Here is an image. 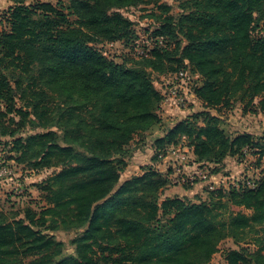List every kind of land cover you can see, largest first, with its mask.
Segmentation results:
<instances>
[{
	"label": "trees",
	"instance_id": "obj_1",
	"mask_svg": "<svg viewBox=\"0 0 264 264\" xmlns=\"http://www.w3.org/2000/svg\"><path fill=\"white\" fill-rule=\"evenodd\" d=\"M10 1V29L0 31V144L11 145L17 163L57 170L46 179L48 206L26 207L22 217L0 209V264H208L226 238L254 245L229 249L228 264H264V173L255 188H217L199 202L162 198L170 170L151 164L120 182L124 147L161 121L148 67L173 70L172 62L189 60L203 78L197 97L217 111L231 99L248 106L264 95V0H182L178 16L153 32L174 40L173 48L155 47L134 66L93 42L136 38L119 8L159 0ZM45 89L54 92L53 107ZM257 104L250 107L264 112V96ZM219 121L209 110L179 120L154 140L152 160L184 137L199 165H216L211 172L246 150L259 162L264 134L229 135ZM26 123L45 130L19 135ZM49 220L80 231L74 255L62 256Z\"/></svg>",
	"mask_w": 264,
	"mask_h": 264
},
{
	"label": "rangeland",
	"instance_id": "obj_2",
	"mask_svg": "<svg viewBox=\"0 0 264 264\" xmlns=\"http://www.w3.org/2000/svg\"><path fill=\"white\" fill-rule=\"evenodd\" d=\"M48 1L53 4L57 0H40ZM66 2L67 0H62ZM182 0H159L158 3H140L139 5H130L122 6L119 10L123 13L124 16L129 18L132 21V28L134 30V35L136 38L129 39H118V40H99L93 42L94 47H96L102 54L107 58L113 59L116 62H125L128 66L137 65L138 61H141L143 58H151L152 50L155 47L166 46L167 48H173L175 41L170 37H161L154 36V30L159 27L161 21L164 20V17L172 16L177 17L181 9L179 8V3ZM12 4V3H11ZM8 8L0 9L3 14H5V21L3 22L2 29L0 31H8L10 29V20L8 16ZM163 19V20H162ZM133 40V41H132ZM161 40V42L159 41ZM176 40L179 42L182 47L187 43L186 39L182 36L181 33L178 34ZM135 48L145 51L148 53V56L137 57L135 54ZM179 54H175V58H178ZM175 69L173 70H152L148 67L150 72V78L156 90L165 96L168 100L161 99L160 107L158 109V114L161 117L163 104L171 103H181L179 109L183 108H193L194 112L201 110H209L212 114H216L219 118V125L226 134L233 135L235 132H250L253 133L256 137L264 134V112L252 109L250 106L258 105L257 102L264 96L260 95L256 97L253 101V104L246 105L245 100H240L238 98L230 101L229 106L221 107V110L217 111L214 108H206L201 100L197 101V95L195 89L203 81L202 76L198 73L197 69L189 60H184L182 63L178 64L177 62L171 63ZM183 70L186 73L185 78H180L176 74ZM176 82H186L187 88H189L193 94L191 98H184L186 96V91L184 87L179 89H174V92L171 91V87ZM26 84V82H22ZM186 90V89H185ZM181 97L182 100H177V97H174V101H171V97L174 96ZM54 92L49 89H45V101L48 102L50 107L52 103L56 102L54 98ZM168 95H171L168 97ZM24 100H27L25 98ZM17 106L21 103L16 102ZM47 105V106H48ZM243 106L247 110L243 109ZM251 108V110H250ZM255 110V111H253ZM182 114V113H180ZM182 117L183 115H179ZM176 116L174 119L180 118ZM185 117V116H184ZM201 117V116H200ZM172 119H169V116H165L161 120L162 124H155L150 129L145 132H140L134 134L133 138L129 143L124 147L126 163L125 166L128 172H125L124 168L121 171V178L125 179L132 176L134 172L141 173L144 166L153 165L157 170H162L166 172L170 168L171 170V184L169 188L171 189L169 193L170 196L179 195L185 197L191 201L199 200H208L210 198V191L222 188L223 190L229 189L232 185H237L239 182H243L247 179H255L257 184L258 180L264 173V156L258 162L257 154L252 153V150H246L245 154L242 156H228L224 160L223 164H218L217 167L221 168L219 172L224 174L225 181L220 182V174L218 172H211L212 168H215L214 164H205L204 166L199 165L202 170L208 172V180L212 176L218 175L217 182H211V185L199 184L202 182V179L199 175L185 173L183 167L174 166L170 161H163L161 159L152 160V155L154 154V149H150V140L158 138L157 136L164 131L165 127L172 122ZM44 120V119H43ZM48 121V120H46ZM196 122L199 125H202L201 118H197ZM46 128H54L51 124H48ZM45 128L37 127L26 123L21 127L18 132L19 135L25 136L30 133L44 131ZM186 142V140H185ZM14 155L17 154L11 149V145L0 144V209L6 213L9 217L11 216H23V210L26 207H30L33 211L39 212L44 207L48 206L49 191L45 189L46 179L55 171L57 168H41L39 170L34 168H28L25 163H17L15 161ZM160 162V163H159ZM194 160H189L186 166L194 165ZM159 163V165H157ZM240 163V164H239ZM239 164L238 167H236ZM177 168V171L176 169ZM182 169V170H179ZM179 170V171H178ZM228 181L233 182L230 184ZM221 184L218 187H214V184ZM198 184V185H197ZM188 185V187H186ZM234 185V187H235ZM257 186V185H256ZM236 188V187H235ZM184 189L188 190L187 194H184ZM161 197L164 196V191L162 192ZM231 208L222 209L220 217L226 219L228 214L231 212ZM51 224L49 232L60 242H62V256L74 255V245L72 244V239L80 233L76 229L55 227L54 223L48 221ZM48 224V223H47ZM43 228V227H41ZM70 228V229H69ZM250 242L249 240L241 241L239 244L244 245ZM239 244H236L231 238L224 239L220 245L217 252H215L208 264H228L226 260V254L229 249L238 248ZM250 248H254L252 242H250ZM27 257L25 260H28Z\"/></svg>",
	"mask_w": 264,
	"mask_h": 264
},
{
	"label": "built area",
	"instance_id": "obj_3",
	"mask_svg": "<svg viewBox=\"0 0 264 264\" xmlns=\"http://www.w3.org/2000/svg\"><path fill=\"white\" fill-rule=\"evenodd\" d=\"M5 14L2 13V11H0V30L2 29V24L5 21ZM161 42V40H159ZM135 54L137 55V57H141L142 56H148L149 54L146 53L145 51L139 50L138 48H135ZM178 77L180 78H185L186 77V73L183 70H180L177 74ZM180 87H184V91H186V96H184V98H189L188 96H190L191 98L193 97V94L191 92V90L189 88H187V83L186 82H176L173 84V86L171 87V91L174 92V89H179ZM186 89V90H185ZM174 95V94H173ZM188 95V96H187ZM171 95H168V97ZM174 97H177V100L181 101L182 98L179 96H172L171 97V101H174ZM163 100H168V98H166L165 96H162ZM184 102V101H183ZM181 102V103H183ZM181 103H175L176 106L181 105ZM179 107V106H178ZM172 156V157H168V156ZM160 159H166L168 158L169 161L174 164V166L176 167L178 165V161L182 162L181 165H187V162L190 160H195V156H194V152H193V147L189 146L186 142H185V138L183 137V139L176 145H172L170 146L163 155L159 154ZM207 175L206 171H202L199 173V177L201 179H204ZM233 184V182H231ZM235 185V184H234ZM232 185V186H234ZM257 185V182L255 179H247L243 182H239L237 185H235L236 188H241V189H249V188H255Z\"/></svg>",
	"mask_w": 264,
	"mask_h": 264
},
{
	"label": "crops",
	"instance_id": "obj_4",
	"mask_svg": "<svg viewBox=\"0 0 264 264\" xmlns=\"http://www.w3.org/2000/svg\"><path fill=\"white\" fill-rule=\"evenodd\" d=\"M11 1L10 0H0V9H5V8H8L10 5H11ZM197 101H199V102H201V100L199 99V98H197ZM162 108H163V112L161 113V120L164 118V115L166 116H169V119H172V118H175L176 116H178V117H180L179 115H183L182 117H180V118H178V119H172V122L168 125V127L166 126L165 127V129H164V131L163 132H161L157 137H161V136H163L168 130H169V128H171L176 122H178L179 120H182L183 118H185V117H187V116H189V115H191L194 111H195V109H193V108H183V109H179V107L178 106H176L174 103H171V105L170 104H163L162 106H161ZM180 113H182V114H180ZM185 116V117H184ZM162 124V122L160 121L157 125H161ZM241 131H239V132H235L233 135H235V134H237V133H240ZM150 149L152 150V149H154V144H153V140H150ZM195 156V155H194ZM168 157H172L171 155L170 156H168ZM161 160H163V161H160V162H168L169 161V159L168 158H166V159H161ZM194 161H196V156H195V160ZM159 162V163H160ZM159 163H157V165H159ZM171 163V162H170ZM181 163L182 162H180V161H178V165L177 166H180V168H184V169H186V170H184L185 171V173H189L190 171L192 172L191 174H196V175H199V173L200 172H202V171H205V170H202V168L201 167H199V164H198V162H194V165H192V166H186V165H181ZM240 164V163H239ZM239 164L236 166V167H238L239 166ZM126 168V167H125ZM176 169V171H177V168H175ZM168 170H170V168L168 169ZM179 170H182V169H179ZM178 170V171H179ZM162 171V170H161ZM167 171V170H166ZM125 172H128V170H127V168L125 169ZM142 172V171H141ZM207 172V171H206ZM133 175H139L140 173H136V172H134V173H132ZM171 170H170V173H169V178L171 179ZM190 174V173H189ZM217 174H220V182L223 180V181H225V177H228V176H224V174H222L221 172H218ZM222 177H223V179H222ZM127 178H129V177H127ZM127 178H125V179H127ZM125 179H123V178H121L120 177V182H122V181H124ZM219 178H218V175H217V177L216 176H212L211 178H210V180H208V172H207V175H206V177L204 178V179H202V182H199V184H207L208 186L209 185H211V182L213 181V182H217V180H218ZM230 184H232L231 183V181H228ZM198 185V184H197ZM219 185H221V184H219ZM219 185H217L216 183L214 184V187H218ZM170 186V185H169ZM169 186L166 188V189H164V196H170L171 194L169 193V191L171 190L170 188H169ZM187 192H188V190H186V189H184V194L185 195H188L187 194ZM174 196H178V197H181V196H179V195H174ZM170 197H173V196H170Z\"/></svg>",
	"mask_w": 264,
	"mask_h": 264
}]
</instances>
